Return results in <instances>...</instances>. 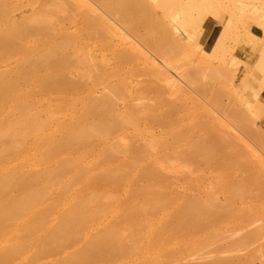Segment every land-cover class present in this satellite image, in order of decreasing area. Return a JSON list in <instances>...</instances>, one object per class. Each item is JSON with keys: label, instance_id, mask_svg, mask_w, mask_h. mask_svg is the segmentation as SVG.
<instances>
[{"label": "rangeland", "instance_id": "374dc122", "mask_svg": "<svg viewBox=\"0 0 264 264\" xmlns=\"http://www.w3.org/2000/svg\"><path fill=\"white\" fill-rule=\"evenodd\" d=\"M3 1L4 0H2V2ZM9 1L10 0H7V2L4 3L6 5L3 3L0 5V30H5L7 27H9V30H5L7 33V31H12V27L14 26L15 28L17 27L16 31L18 32L15 34L16 31L14 30L15 32L13 33L15 35H13V39L8 34L6 35L9 37L6 38L4 33L5 31H1L4 35H2L0 32V36H2L0 37V45H2L4 38H6L5 41L7 40V44L3 42V46H0V55L2 49V53L4 54L7 51L5 48H8V50L11 48L8 54L6 53L0 56V71L2 70L1 72H7L9 70V74V72H12L11 69H17L18 72L16 73H18V76L16 73L14 75L16 79L18 77V79L15 80V86L17 89L25 88L24 85L27 84L25 79L26 76L29 77V75H33V77H35L37 75L39 76V74L41 75L42 73H45L43 77L41 76L44 80H41L40 76V78L36 77L37 79L35 82L38 81V87L36 86L37 83L32 82L33 77H29L27 79H30L29 82L36 84L34 85L36 88L32 90V93H34H31V97L28 99L29 104H32L31 106H33L31 107L29 105L32 111L36 112L38 110V112H42L41 114L44 113L43 116H45L51 110L62 112V115H57L53 122L48 124L47 131L53 129L55 130L59 122L61 124H65V126H71L73 124L77 126L81 125V122H83L85 119L87 124H90V122L98 123L96 121H99L100 119L101 121L105 120L107 124L110 125L107 127V129L116 128L115 131L114 129H106V133H108V131L109 133L112 132L110 136H108L109 133L106 134L105 137L93 135L90 137L89 141L86 140L87 142L73 141L70 145L68 144L65 147L63 146V148L61 147L62 149L55 148L57 151L54 149L55 152L53 155L56 156L57 160L63 161L67 160L69 156L73 154H83L87 152V155H84V159L80 161V166L78 168H81L86 163L87 165L85 164V168H82L87 169V171H91L96 176H98V179L100 180L98 183L99 190L101 192L104 191V193H109L110 195L113 194L118 198V200L117 202H110L106 197H102L100 202L105 210H103L104 213L103 211L101 213L99 212V217L96 215L97 217H95V219L91 218L92 220H87L82 225L83 227L81 226L80 229L78 228L73 232L72 237L63 240L55 247L51 248L43 246L40 242V237L44 236L48 230L57 225L59 214L67 209V206L64 205L61 200L65 193L64 183L70 178L72 174L75 173L74 169L67 167L68 170L66 169V171L63 173L59 172L62 173V175L55 180V188L52 191V195H49L51 197H49L50 199L48 200V204L51 205L50 207L48 206V209L46 208L44 211L41 226L33 232L22 233L21 247L17 251L11 252L8 241L5 240L4 237L7 232L16 227L17 221H10L4 225L2 224L3 226L0 227V229L3 230V232L2 230L0 232V264H130L132 262L130 260H134L138 255L136 251L139 250V247L141 248V246H146L148 239L145 237L144 239L141 234L136 233L135 236L138 237V234L142 237V239L141 237H138L139 239L136 238L137 240H135L134 234L131 237L132 233L129 231H124V235L126 234L128 236L125 235L127 239L123 240H126V242H124L125 244L123 243V247L129 248V252H126L121 247L118 249L115 248L117 253L113 252L115 249L112 250L113 254L110 253L108 255L109 257L106 256L107 258L104 257L99 260L85 259V261H71L68 263L65 261L69 256L80 252L88 243L89 237L101 232L100 230H102L106 222H112L114 226L118 228L117 230L120 229L123 232V230H125L128 225V220L125 218L127 217V214L123 210L126 207V199L131 198V196L133 198L134 196L137 197V199H133H136L137 201L141 200L142 198L139 194H134V190H137L135 186L142 189L144 187L143 185L146 184L145 181L147 179V181L155 179V181L152 180L153 183H157L158 185L160 182L158 187L161 185L160 188H157V193L155 192L156 189L149 190L147 192V197L149 196V198H158L163 196L162 198L164 201L162 198H158L159 200L163 201V204H160L159 201V206L158 204H156L157 207L155 205H153L155 206L153 208L150 206L151 209H148L147 212H145L146 214L144 213V215H142L143 219H152V221L146 222L149 223V225L156 227L157 224H159L158 222L163 217H168L166 220L167 223L164 222L162 226L164 227L166 224L165 226L168 227L169 225V228H161L163 231L159 233L161 235L163 232H165L166 235H164V233L161 236L158 234L159 237L157 236L156 240L157 238L164 236V239H166L168 237L167 235H169V237L166 240L161 238L159 243L155 241L159 245L161 242L164 243L162 244V246H164L160 248H163V250L166 249L165 252H163L165 257L161 256L160 258L162 262L161 264H190L189 261H191L192 264H264V0H146V6L142 7H147V9L142 10L140 8L142 12L144 11V14L139 9L140 13H142L141 15L139 11H137L138 8L134 7L136 1L138 3L137 5L142 4L141 2H138V0H125L127 2L123 0H117L116 2L119 1L118 3H115V0H108V2L107 0L106 2L103 0V3L102 0H65L66 2H63V0H61V2L60 0ZM48 1L49 6L47 7V4L45 5V3ZM143 1L144 0H142V2ZM120 2L122 4L123 2L125 3L123 5H119ZM129 2L132 4V6ZM133 2L135 3L134 5ZM241 2L245 3L243 4ZM62 3L67 5L65 6ZM110 3L113 4L110 5ZM144 3L145 1L142 5H144ZM150 3L154 5H151ZM51 4L52 6H50ZM114 4H116V7ZM125 4L130 5L131 8L126 7L127 5ZM105 5H110L107 7L110 9V11ZM53 6H55V8ZM60 6H62V8H60L61 10H63L65 7L63 12L60 11V9L57 10V7ZM120 6H123V8L121 7V9ZM153 6H155L154 9L152 8ZM252 6L253 8L251 9ZM117 7H119L124 13L126 12L125 14H127V16L120 15L124 13L118 11L117 9L119 8ZM132 7L137 9L135 10V13H132L134 12ZM8 8H10L9 11ZM127 8L129 11H131V13L126 11ZM149 8H151L153 11V19L154 17L156 18L159 16L162 18L160 19L159 17L156 19L158 20L156 22V28L161 26L159 28L161 32H159L160 30L158 31V29L154 28L156 24L154 25L153 30L148 29L150 27L148 24L154 23L153 21L155 20L154 19L152 21V19H150L151 12H149ZM39 9H41L40 12ZM111 9L113 10L111 11ZM245 9H248V11ZM45 10L47 12H45ZM30 11L31 13H29ZM48 11L51 13H48ZM115 11L118 12L115 13ZM154 12L156 14L155 16ZM136 13L139 14L136 15ZM44 14L47 15V17ZM134 14L138 17L140 16L138 21L136 20L137 17H135ZM129 15H131L132 20L130 17H128ZM39 16L42 17V19ZM49 16L50 20L52 19V24L55 22L53 25H50L51 22L48 20ZM143 16L149 17H147V20L145 21L146 18L144 19ZM21 17H26V20L25 18L23 20ZM38 17L41 20V24L38 23L39 25L37 24L39 20ZM43 18H45L46 21H44ZM134 18L136 19L134 20ZM148 18L152 22H150ZM9 19L12 20V22H9ZM141 19L143 21L142 23L140 22ZM163 19L165 21H163ZM87 20H89V22L91 20L90 24H88ZM93 20L96 22V24L94 22L92 23ZM27 21L30 23L35 21L33 24L36 27L30 26L32 23L30 24ZM147 21H149V23L146 25ZM159 21H162V23ZM48 22H50L48 24L50 28L47 25ZM8 23L11 25H8ZM20 23H23L21 24L23 26H21ZM12 24L14 25L12 26ZM161 24H165V27H167L164 28V26ZM78 26H81V29H79ZM93 26L97 29H94ZM145 26L147 27L145 28ZM14 27L13 29H15ZM48 28L52 29V31L48 30ZM86 28L87 31L90 32L93 29V34L87 32ZM162 28L163 30L167 31H163ZM169 28L170 30L173 29L170 31L171 33L168 30ZM43 30L45 32L44 34ZM156 30L157 33L155 32L154 35L153 31ZM151 31L153 32L152 34L156 36V38L149 37V35H151ZM19 32H21L22 35L21 33L18 34ZM48 32L51 34L50 36ZM164 33L166 34L165 38H167L162 39L159 44V39L161 40L160 36L162 35L164 38ZM64 36H67V41ZM148 38L150 40L152 39L159 46H157L152 40H148ZM43 39L47 40L44 41ZM59 39L66 42L69 41L70 43L63 41L60 42ZM69 39L73 40L71 41ZM163 40L165 41L163 42ZM168 40H171V43ZM50 42L53 44L60 43L62 46L63 44L61 43H64L65 47H62L64 48L62 49L63 51L60 49V46L56 47L62 52L57 51L56 48H52L53 45H51ZM13 43L14 45H12ZM164 43L168 44L165 45ZM58 44H56V46H58ZM68 44L69 46H66ZM19 46L21 47L19 48ZM45 46L46 50L49 47L52 48V51H50L51 49L49 50L50 55H57L56 58L51 56V59L49 56L50 60H47V55L49 53L45 54V52L48 50H42L45 49ZM79 46H82L83 50H80L81 47L78 48ZM13 47L14 49H12ZM23 49L27 51L25 53H31L30 55L32 58L30 57V59H34V61L35 57L40 55L37 54V52L42 50L41 53L43 52V54L46 55V59L43 57V59L46 60H44V63H46L44 64L43 62L39 61L41 59L40 55L39 57L37 56V59L39 58L38 66L41 68H38L37 60L34 62L36 65L30 61L32 62V65L30 63L29 66L27 56L30 55H26ZM85 49L87 51L90 49L89 53L86 52ZM10 51L12 56L9 54ZM84 55H88L87 57L92 55L93 57L91 56L89 57L90 59L87 58L86 60L83 58ZM123 55H126V61H124L125 59H123ZM6 56L11 57L7 58ZM5 57L7 59H5ZM20 57L21 59L27 57L26 61L23 59L26 63H23V60L21 61L23 63L22 66L25 68H22L19 63ZM60 57H65L66 59H61ZM81 57L83 60H86V62H81ZM116 57L119 58L117 59ZM129 58L132 60L129 61ZM106 59L107 62L104 61ZM88 60L91 62H87ZM52 61L57 62L56 64L59 65H56L54 62L53 64ZM121 62L125 63L121 64ZM167 62L169 64H167ZM41 63L44 64L43 67ZM49 66L54 67L51 68ZM176 66L178 70L176 69ZM29 67L33 70H30ZM15 69H13V71H15ZM57 69L59 70L57 71ZM50 70L51 72H48V74L50 73V76L54 75V81H51L52 77L48 75L47 76L48 78L50 77V79L46 80V71ZM226 70L229 71L227 72ZM28 71L32 73L29 74L30 72ZM221 71L224 73L227 72V74H224ZM51 73L53 75H51ZM22 76L23 78H21ZM55 76L59 78L56 79ZM188 78H190V80ZM23 79L26 81V83H24ZM55 80H59L61 84ZM120 80L123 84L120 82ZM107 84H109L110 87ZM121 84L124 88L120 87ZM65 87L68 89L66 90ZM105 87H108L109 89ZM112 87L114 89L110 91ZM37 89L38 91L35 92L34 90ZM118 90L122 91L119 93ZM113 91L115 92L113 96L110 95L112 97L111 99L109 98V95L108 97L106 96L105 93L108 94V92H110V94H112ZM103 93L104 95H102ZM144 96L148 98V101ZM39 98L41 99L38 100ZM150 98L151 100H149ZM78 99L79 102H77ZM141 99L142 101L146 100V102H142ZM107 100L109 103H107ZM33 101L35 102V105L33 104ZM73 101L74 103H71ZM95 101L99 102L98 104H101L102 107H104L106 104L110 105L112 101L114 104H117V106L115 105V108V106H113L114 104L111 103L113 108H108L109 106L104 107L106 110L108 108L109 111H112L107 112L104 108L99 109V105L94 108V106L97 105ZM89 102L92 103V106ZM73 105L74 108L68 110L73 107ZM146 105L147 107H145ZM149 106V109H151L150 111L147 109ZM92 108L99 109V112L97 110H92ZM143 108L145 109L143 110ZM43 109L47 110L43 112ZM87 109L92 110L91 112L89 111V115L86 113L88 111ZM102 109V114L104 113V117H101L102 114H100ZM114 111L115 113H113ZM123 112L125 117H123L124 114L122 115ZM116 113L118 114L119 118H115V115L117 116ZM242 113H244V116L246 117L241 116L243 115ZM109 114L111 116L113 114L112 117H114L117 122H114ZM133 114L135 116H133ZM78 115L81 119L78 118ZM126 115L130 120L132 119L131 121L135 124L131 123L129 119L128 121L126 120V123L124 121L126 119ZM137 115L138 117H136ZM81 116H87L88 118L86 117L84 119V117L82 118ZM120 117L125 119L122 120ZM250 117L251 119H247ZM106 118L109 120V122L106 120ZM69 119L70 121H68ZM135 120H138L139 123H136L138 121ZM129 121L130 124L128 125ZM111 123L115 124L116 127L114 125L111 126ZM131 124H133V126H131ZM244 127L246 128L244 129ZM63 132H59V136L65 134V131ZM148 137L150 139V143L152 139L157 138L154 141L157 140L158 142H153L155 145H157H150L153 147V149L148 146ZM173 138L177 140V143L175 140H173ZM118 139H122V141H119ZM163 139H165L167 142ZM2 141V143L8 142L7 140ZM128 141H130V143ZM112 142L115 146V142H121V144L118 143V146H121L120 149L125 147V150L121 149V151H118L119 153H114V151L110 150V154L108 153V149H105L106 151L108 150V152L101 151L104 147H108L109 143L113 145ZM216 142L218 143L216 144ZM144 143L149 147V149L148 147L146 148V146H144ZM170 143L171 145H169ZM206 145H208V147ZM27 148L32 149H29V152L32 153L33 156V165L25 163L20 156H13L9 160L11 165L21 166L19 173H21V175L22 173L25 174L24 176H26L27 173L31 174L32 172H35L34 174H36L38 171H42L46 165V163L44 165V162L38 163V160L36 159L38 156L36 151H34L33 147L31 146V142L27 144ZM122 150L127 152L123 153ZM144 151H146V154ZM209 151L211 152L209 153ZM106 153L109 155L107 154L108 156H106ZM102 154L105 157L102 156ZM131 155L134 157H131ZM34 159L37 161L35 162ZM128 160L131 161L128 162ZM234 160L236 163H233ZM167 161L169 162L167 163ZM122 162L124 164L128 162V164L126 163L127 165H124ZM120 163H122L123 168L119 166L121 165ZM150 164L152 169L150 168ZM104 165L109 167L108 169L112 172H114L113 170H115V172L119 171L118 176L116 177L112 173L108 174L105 171L103 173V170L105 169ZM147 165L150 169L146 167ZM47 166L49 165L47 164L45 169ZM117 166H119V168ZM153 167L155 168V173L153 172ZM65 168L62 169L65 170ZM223 168L225 169L223 170ZM145 169H149L153 173L146 172ZM140 173H145L146 176L145 174L141 175ZM148 173L150 176H147L149 175ZM100 174H102L103 178ZM112 175H114V177H112ZM156 176H158V179ZM106 177L108 178L105 179ZM103 179H105V182ZM129 186L132 188V194L130 193V195L127 194ZM14 187L18 188L16 186ZM91 187L92 190L97 188V186H95L96 188H93V185ZM11 188L12 191L16 193L17 189H13V186H10V189ZM10 189L9 191L11 195L14 192H11ZM74 189L75 188H72V190L68 191L67 194H72ZM126 195L129 196V198L126 197ZM164 197L166 198L164 199ZM166 200L170 201L166 202ZM113 203L114 205L116 204L119 206V209L117 210L118 212H114L113 209L110 208L113 206ZM186 203L191 205L193 204L192 206H194V209H190L191 211L189 209L187 210V208L184 209L185 207H189V205ZM183 205L184 207L182 208ZM180 207L184 209L183 213L182 211H179L182 210ZM188 211L195 212L191 213L194 217L196 216V211L197 215H199L202 211L204 213L202 212L201 216L199 215L201 220L198 218L199 216L197 218H193L191 214L189 217L185 218L186 220L183 219L184 221L180 219L185 215L184 213ZM175 212H180L184 215L175 217L173 215H178ZM170 216L173 217L174 221L172 218H170ZM190 217H192L194 220L199 219L195 222L198 226H195L194 222L189 224L187 228L183 225L184 223L186 224L187 222H192L187 220H190ZM177 218L182 220V222L177 223ZM173 222L176 223V227L179 226L177 231L175 226V231L173 229ZM194 226L195 229L193 230ZM171 229H173V231H171ZM182 229H185L183 230V233ZM179 230L180 233L178 232ZM126 232L129 233L127 234ZM184 233H188L190 236L186 237V234ZM176 235L181 240L177 239ZM173 236H175V240L177 239L180 241L175 243V240L173 241ZM189 238L192 239V241ZM162 239L166 241V243L170 240V243L168 242V244H166L165 242L161 241ZM184 239L187 241L185 242ZM189 241L193 242L190 246L187 244ZM182 243H184V246ZM194 243L196 244L194 245ZM172 244H175V246ZM179 244L182 245L183 248L186 247V245L188 247L183 250L181 246L179 248ZM176 246L178 247L177 249ZM168 247L169 250L171 249L170 253H168ZM119 249H121L122 253ZM195 249L199 251H195ZM131 250L134 251V254ZM178 251H181V254ZM179 254L180 258L178 257ZM209 254L212 256H209ZM181 255H185V257ZM169 257H173L172 260L171 258L169 259ZM143 259H138L136 261L137 264L139 260V264H157L159 261V259L158 261H152V259ZM216 259H218V261ZM208 260L211 261L209 262ZM132 263L135 264V260Z\"/></svg>", "mask_w": 264, "mask_h": 264}, {"label": "bare ground", "instance_id": "6f19581e", "mask_svg": "<svg viewBox=\"0 0 264 264\" xmlns=\"http://www.w3.org/2000/svg\"><path fill=\"white\" fill-rule=\"evenodd\" d=\"M11 1V0H10ZM9 1V2H10ZM31 1V0H30ZM29 1V2H30ZM36 1V0H35ZM47 1V0H46ZM101 1V0H100ZM117 0H115V3H118V2H116ZM123 1H125V0H123ZM145 1V3H144V5H142L143 4V2ZM143 2H142V0H138V2H141L140 4L141 5H137L138 3H137V1H136V4L133 2V5H134V7H136V8H138V10L136 9V8H134V7H132L133 8V11L134 12H132V13H135V10H137V11H139V9L141 8L142 10H144V9H147V7L146 8H143L142 6H146L145 4L147 3L146 2V0H144ZM150 1V0H149ZM238 1V0H237ZM236 1V2H237ZM5 2H7V0H4L3 2H2V0H0V5H2L1 3H5ZM11 2H13V1H11ZM38 2V1H37ZM36 2V3H37ZM43 2V1H42ZM60 2H61V0H60ZM63 2H66L65 0H63ZM105 2H106V0H105ZM107 2H108V0H107ZM110 2H112V1H110ZM122 2V1H121ZM119 3V5L121 4V5H123L125 2H127V1H125V2H123V4L122 3ZM152 2V1H151ZM48 3H49V1L48 2H46L45 3V5L47 4V7L49 6L48 5ZM102 3H103V0H102ZM130 3V2H129ZM225 3V2H224ZM227 3V2H226ZM238 3V2H237ZM240 3V2H239ZM241 3H243V2H241ZM245 3V2H244ZM243 3V4H244ZM62 4H64V3H62ZM106 4V3H105ZM111 4H113V3H110V5ZM131 4V3H130ZM151 4V3H150ZM172 4H174V3H172ZM4 5H6V4H4ZM10 5V4H9ZM11 5H12V3H11ZM33 5V4H32ZM54 5V4H53ZM61 5V4H60ZM65 6L67 5V4H64ZM110 5H105L106 6V8L107 7H109ZM115 5V7H116V4H114ZM125 5H127L126 7H129V8H131L130 7V5H128V4H125ZM137 5V6H136ZM151 5H154V4H151ZM44 6V5H43ZM50 6H52V4L50 5ZM57 6H58V3H57ZM63 6V5H62ZM62 6H60V7H57L58 9L57 10H59L60 8H62ZM131 6H132V4H131ZM138 6H141V7H138ZM255 6V5H254ZM47 7H46V9H47ZM54 8H55V6H53ZM123 8V6H120V8ZM154 7L155 6H153L152 8L154 9ZM7 8V7H6ZM5 8V9H6ZM17 8V7H16ZM111 8V7H110ZM117 8H119V7H117ZM116 8V9H117ZM117 9L118 11H120V12H123L121 9ZM174 8V7H173ZM253 8V6L251 7V9ZM41 9H43V8H41ZM41 9H39V12H40V10ZM45 9V8H44ZM65 9V7L63 8V10ZM107 9H109V8H107ZM116 9H114V10H116ZM140 9V11L142 12V10ZM10 10V8H8V11ZM17 10V9H16ZM48 10H49V8H48ZM55 10V9H54ZM56 10V11H57ZM63 10H61L60 9V11H62L63 12ZM93 10V9H92ZM113 9H111V11H112ZM132 10V9H131ZM149 12H151L150 13V19H152V21L154 22V23H151V24H148V26L150 25V27L148 28V29H158V31L160 30L159 28L161 27V26H159L158 28H156L157 27V24H156V22L158 21V20H156L157 18H159V17H154V19H153V11L151 10V8H149ZM241 10V9H240ZM244 10V9H243ZM246 10V9H245ZM254 10H255V8H254ZM258 10V9H257ZM1 11V10H0ZM15 11V10H14ZM38 11V10H37ZM109 11H110V9H109ZM118 11H115V13L116 12H118ZM126 11H129V9L127 8L126 9ZM140 11H139V13H140ZM156 11V10H155ZM175 11V10H174ZM246 11H248V9L246 10ZM45 12H47L46 10H45ZM54 12V11H53ZM88 12V11H87ZM130 13H131V11H129ZM128 12V13H129ZM144 12V11H143ZM142 12V13H143ZM147 12V11H146ZM145 12V13H146ZM148 12V13H149ZM171 12V11H170ZM172 12H173V10H172ZM245 12V11H244ZM251 12V11H250ZM6 13V12H5ZM29 13H31V11L29 12ZM32 13H33V11H32ZM36 13V12H35ZM48 13H51V12H49L48 11ZM124 13V12H123ZM126 13V12H125ZM120 14V15H125V16H127V14ZM139 13H136V15L137 14H139ZM142 13H140V15L142 14ZM260 13V12H259ZM263 13H264V11H263ZM262 13V14H263ZM9 14V13H8ZM23 14V13H22ZM34 14V13H33ZM38 14V13H37ZM144 14V13H143ZM176 14V13H175ZM252 14H253V11H252ZM257 14H258V12H257ZM4 15V14H3ZM26 15V14H25ZM40 15V14H39ZM45 15V14H44ZM135 14H134V16L135 17H137V19L136 18H134V20L136 19L137 21H138V19H139V17L138 16H136ZM147 15V14H146ZM146 15H144V16H146ZM149 15V14H148ZM156 14H155V12H154V16H155ZM9 16V15H8ZM24 16V15H23ZM33 16V15H32ZM46 17H47V15H45ZM87 16H89V15H87ZM91 16V15H90ZM143 16V17H144ZM158 16V15H157ZM258 16V15H257ZM261 16V15H260ZM4 17V16H3ZM31 17V16H30ZM34 17V16H33ZM40 17V16H39ZM38 17V18H39ZM45 17V18H46ZM98 17V16H97ZM100 17V16H99ZM124 17V16H123ZM128 17H130V19L132 20V18H131V15H129ZM147 17H149V16H147ZM147 17H144V19H145V21L147 20ZM152 17V18H151ZM165 17V16H164ZM253 17H255V16H253ZM259 17V16H258ZM8 18V17H7ZM21 18H23V17H21ZM25 18V20H26V17H24ZM24 18H23V20H24ZM41 19H42V17H40ZM40 18H39V20H40ZM45 18H43L44 19V21H46V19ZM127 18V17H126ZM11 19V18H10ZM9 19V20H10ZM31 19V18H30ZM85 19H87V18H85ZM84 19V20H85ZM89 19V18H88ZM149 19V18H148ZM149 19V20H150ZM160 19H162L161 17H160ZM22 20V19H21ZM22 20V21H23ZM28 20V19H27ZM38 20V19H37ZM38 20V22H37V24L38 23H40L41 24V20L39 21ZM48 20H50V16H49V19ZM103 20V19H102ZM234 20V19H233ZM30 21V20H29ZM83 21V20H82ZM86 21V20H85ZM88 21V24H90V22H91V20H90V22H89V20H87ZM140 21V20H139ZM151 20H150V22H152ZM163 21H165L164 19H163ZM9 22H12V20H10ZM25 22V21H24ZM28 22V21H27ZM43 22V21H42ZM50 22H51V24L50 25H53L52 24V19L50 20ZM50 22H48L47 23V25L50 23ZM94 22V20L92 21V23ZM124 22H125V20H124ZM129 22V21H128ZM141 23L143 22L142 21V19H141V21H140ZM160 22V21H159ZM158 22V23H159ZM3 23H5V22H3ZM2 23V24H3ZM28 23H30V22H28ZM32 23V22H31ZM30 23V24H31ZM33 23H35V21H33ZM32 23V24H33ZM82 23V22H81ZM95 24H96V22H94ZM126 23V22H125ZM132 23V22H131ZM147 23H149V21H147L146 22V25H147ZM160 23H162V21L160 22ZM165 23H167V22H165ZM16 24V23H15ZM21 24H23V23H20V25ZM25 24V23H24ZM30 25V26H33V27H36L34 24L33 25ZM128 24V23H127ZM139 24V23H138ZM156 24V25H155ZM259 24H261V23H259ZM262 24H263V20H262ZM7 25V24H6ZM8 25H11V24H9L8 23ZM14 24H12V26H13ZM39 25V24H38ZM82 25V24H81ZM141 25V24H140ZM154 25H155V27H154ZM161 25H163L164 26V28H166L165 27V24H161ZM1 26V25H0ZM21 26H23V25H21ZM49 26V25H48ZM110 26V25H109ZM128 26V25H127ZM137 26V25H136ZM142 26V25H141ZM151 26H152V28H151ZM263 26V25H262ZM4 27V26H3ZM3 27H2V29H3ZM14 27V26H13ZM13 27H12V31H7V33H6V29H8L9 27H7L5 30H0V32L1 31H5L4 33H5V37L6 38H8L9 36L12 38H14V36L13 35H15L18 31H16L17 29V27L15 28V29H13ZM25 27V26H24ZM27 27H29V26H27ZM46 27V26H45ZM44 27V28H45ZM79 27V26H78ZM81 27V26H80ZM79 27V29H81ZM94 27V26H93ZM129 27V26H128ZM134 27V26H133ZM147 26H145V28H146ZM154 27V28H153ZM169 27V26H168ZM19 28V27H18ZM32 28V27H31ZM42 28H43V26H42ZM49 28H50V26H49ZM48 28V30H50V31H52V29H49ZM56 28V27H55ZM90 28H91V26H90ZM89 28V29H90ZM96 27H94V29H95ZM135 28V27H134ZM145 28H143V29H145ZM29 29V28H28ZM28 29H26V30H28ZM85 29V28H84ZM97 29V28H96ZM139 29V28H138ZM9 30V29H8ZM16 32H15V31ZM20 30V29H19ZM23 30V29H22ZM47 30V29H46ZM68 30V29H67ZM93 30V29H92ZM92 30H91V32L90 31H87V28H86V31L87 32H90V33H92L93 34V32H92ZM140 30V29H139ZM162 30H163V28H162ZM169 30V32L171 31V30H173V29H171L170 30V28L168 29ZM42 31V30H41ZM86 31H84V32H86ZM146 31V30H145ZM163 31H167V30H163ZM13 32H15V34L13 33ZM97 32V31H96ZM154 32V35H155V32L157 33V30L156 31H153ZM152 31L150 32L151 33V35L153 36H151V35H149V37H151V38H156V36H154L152 33H153ZM159 32H161V30L159 31ZM2 33V32H1ZM21 32H19L18 34H20ZM45 32H44V30H43V34H44ZM47 33V32H46ZM49 33V32H48ZM61 33H63V32H61ZM67 33V32H66ZM83 33V32H82ZM148 33V32H147ZM149 33V34H150ZM168 33V32H167ZM171 33V32H170ZM6 34H8L9 36H7ZM86 34H88V33H86ZM96 34V33H95ZM159 34V33H158ZM163 34V33H162ZM1 35V34H0ZM2 35H4L3 33H2ZM21 35H22V33H21ZM48 35V34H47ZM51 34L49 33V36H50ZM58 35V34H57ZM64 35V34H63ZM140 35V34H139ZM145 35V34H144ZM148 35V34H147ZM160 35V34H159ZM264 35V34H263ZM48 36V37H49ZM55 36H56V34H55ZM94 36V35H93ZM142 36V35H141ZM165 36H166V34L164 33V38L162 37V35L160 36L161 37V40L159 39V44H160V42L162 41V39H166L165 38ZM0 37H2V36H0ZM4 37V36H3ZM19 37V36H18ZM23 37V36H22ZM22 37H20V38H22ZM47 37V38H48ZM52 37V36H51ZM50 37V38H51ZM65 37V36H64ZM67 37V36H66ZM66 37H65V39H66ZM92 37V36H91ZM6 38H4V41L3 42H5L6 44H7V40L5 41V39ZM12 38V39H13ZM49 38V39H50ZM96 38V37H95ZM142 38V37H141ZM171 38V37H170ZM10 39V38H9ZM19 39V38H18ZM147 39V38H146ZM145 39V40H146ZM44 40V39H43ZM43 40H42V42H43ZM45 40H47V39H45ZM44 40V41H45ZM60 40V39H59ZM69 40H73V39H69ZM76 40V39H75ZM148 40H150L149 38H148ZM147 40V41H148ZM152 40V39H151ZM150 40V41H151ZM155 40V39H154ZM49 41V40H48ZM66 42L67 41V39H66V41H64V40H60V42ZM150 41H148V42H150ZM153 41V40H152ZM157 41V40H156ZM165 40H163V42H164ZM167 41V40H166ZM169 41V40H168ZM171 41V40H170ZM169 41V42H170ZM174 41V40H173ZM3 42H2V45H0V46H3ZM10 42V41H9ZM47 42V41H46ZM51 42H52V40H51ZM50 42V44L51 45H53V49L54 48H56V47H59L60 46V49L62 50V49H64V48H62V47H65L64 45V43H61V44H63V46L62 45H60V43L58 44V43H51ZM57 42V41H56ZM69 42V41H68ZM68 42H66V43H68ZM104 42V41H103ZM154 42V41H153ZM168 42V43H169ZM4 43V44H5ZM70 43V42H69ZM152 43V42H151ZM155 43V42H154ZM153 43V44H154ZM166 43V42H165ZM164 43V44H165ZM167 43V44H168ZM171 43V42H170ZM181 43V42H180ZM44 44V43H43ZM56 44H58V46H56ZM75 44V43H74ZM100 44H102V43H100ZM157 46H159L157 43H155ZM163 44V45H164ZM167 44H165V45H167ZM9 45V44H8ZM12 45H14V43L12 44ZM11 45V46H12ZM38 45H40V44H38ZM45 45V44H44ZM162 45V44H161ZM17 46V45H16ZM22 46V45H21ZM21 46H19V48L21 47ZM66 46H69V44L68 45H66ZM76 46V45H75ZM75 46H74V48H75ZM106 46H108V45H106ZM156 46V47H157ZM172 46V45H171ZM177 46V45H176ZM10 47V46H9ZM15 47V46H14ZM14 47L12 48V49H14ZM82 49H81V48ZM122 47V46H121ZM162 47V46H161ZM170 47V46H169ZM1 48V47H0ZM16 48H18V47H16ZM37 48V47H36ZM43 48V47H42ZM52 48H47V50H46V46H45V49H42V50H46L47 52H45V54H48L47 56H48V58H49V56H50V58H51V56L52 55H50V52H49V50L50 51H52ZM73 48V47H72ZM78 48H80V50H83V47L82 46H79ZM78 48H76V49H78ZM85 48V47H84ZM104 48V47H103ZM109 48H110V45H109ZM158 48V47H157ZM7 51L4 53V54H8V52H9V50L11 49V48H9V50H8V48H5ZM39 49V48H38ZM57 49V48H56ZM58 50L57 49V51H61V50ZM66 49V48H65ZM88 49V48H87ZM20 50H22V49H20ZM24 50V49H23ZM42 50H39L40 52H37V54H40V55H37L38 57L40 56V62H43L44 63V60L46 59V55H44L43 54V52L41 53V51ZM86 50V49H85ZM162 50V49H161ZM2 52H3V49L1 50ZM56 51V50H55ZM63 51V50H62ZM61 51V52H62ZM89 51H90V49H89ZM89 51H87L86 50V52H88L89 53ZM108 51V50H107ZM113 51V50H112ZM121 51V50H120ZM172 51V50H171ZM171 51H170V53H171ZM1 52V55L3 54ZM25 52H27L26 50H24V53ZM33 52V51H32ZM61 52H59V53H61ZM78 52V51H77ZM83 52H85V51H83ZM63 53H65V52H63ZM123 53V52H122ZM3 54V55H4ZM9 54H11V51H10V53ZM21 54V53H20ZM26 55H30L31 53L30 52H28V53H25ZM24 54V55H25ZM44 56H43V55ZM68 54V53H67ZM85 54H87V53H85ZM114 54V53H113ZM0 55V56H1ZM65 55V54H64ZM63 55V56H64ZM174 55V54H173ZM180 55V54H179ZM11 56H12V54H11ZM11 56H8V57H11ZM17 56V55H16ZM23 56V55H22ZM35 56V55H34ZM33 56V57H34ZM37 56L35 57V61L37 60V66H38V64H39V61H38V59H37ZM56 56L57 55H53L52 57L54 58H56ZM66 56V55H65ZM88 55H84V57L83 58H85L86 60H87V58H89V57H91L92 55H90L89 57H87ZM4 57V56H3ZM7 57V56H6ZM5 57V59H7ZM19 57V56H18ZM24 57V56H23ZM29 58V60H28V58ZM27 57H25V58H22L21 59V57H20V65L22 66L23 65V63H26V62H24V60L26 61V58H27V61L29 62V66H30V63H31V65H32V62L34 63L35 61H34V59H30V57L32 58V56L30 55V56H27ZM43 57L45 58V59H43ZM58 57H59V55H58ZM67 57V56H66ZM93 57V56H92ZM102 57V56H101ZM125 57V58H124ZM130 57V56H129ZM47 58V60H50V58L48 59ZM61 59H66L65 57H60ZM59 58V59H60ZM82 58V57H81ZM83 58L82 59H80L81 60V62H83V61H85L86 62V60H83ZM117 58V57H116ZM119 58V57H118ZM117 58V59H118ZM120 58H121V56H120ZM24 59V60H23ZM42 59H43V61H42ZM52 59V58H51ZM90 59V58H89ZM94 59V58H93ZM122 59V58H121ZM123 59H125L124 61H126V59H127V57H126V55L124 56L123 55ZM3 60V59H2ZM15 60V59H14ZM17 60V59H16ZM23 60V61H22ZM58 60V59H57ZM79 60V61H80ZM92 60V59H91ZM101 60V59H100ZM132 59H130L129 58V61H131ZM170 60V59H169ZM173 60V59H172ZM18 61V60H17ZM23 63H22V62ZM30 61H32V62H30ZM46 61V60H45ZM63 61V60H62ZM90 60H88L87 62H89ZM103 61V60H102ZM104 61H106L107 62V59L106 60H104ZM103 61V62H104ZM118 61V60H117ZM119 61H120V59H119ZM123 61V60H122ZM128 61V60H127ZM49 62V61H48ZM47 62V63H48ZM54 61H52V63H53ZM91 62V61H90ZM19 63H18V68H19ZM22 63V64H21ZM46 63V62H45ZM44 63V64H45ZM50 63V62H49ZM55 64L57 63V62H54ZM53 63V64H54ZM60 63V62H59ZM122 63H125V62H121V64ZM44 64H42L41 63V65H42V67L44 66ZM167 64H169L168 62H167ZM34 65H36V63H34ZM34 65H33V67H34ZM56 65H59V64H56ZM116 65H118V64H116ZM13 66V65H12ZM11 66V67H12ZM37 66H35V67H37ZM48 66V65H47ZM64 66V65H63ZM10 67V68H11ZM45 67H46V65H45ZM49 67H51V66H49ZM54 67V66H53ZM53 67H51V68H53ZM220 67V66H219ZM13 68V67H12ZM22 68H25V67H23L22 66ZM27 68V67H26ZM31 68H32V66H31ZM38 68L40 69L41 67H39L38 66ZM59 68H61V67H59ZM180 68V67H179ZM222 68V67H221ZM13 69H15V68H13ZM13 69H11L12 70V72L10 73L9 72V74H8V71L6 72V71H3V72H1L0 71V227L1 226H3L5 223H7V222H10V221H17V225H16V227L15 228H13L11 231H9V232H7L5 235H4V237H5V240H7L8 241V244H9V248H10V250H11V252H15V251H17L20 247H21V237H22V233H24V232H33V231H35V230H37L40 226H41V224H42V218H43V214H44V211L46 210V208L48 209V206L50 207V205L51 204H48V200L50 199L49 197H51V196H49L50 194L52 195V191H53V189L55 188V180L58 178V177H60L61 175H62V173L64 172V171H66V169H67V167L68 168H70V169H74L75 170V173L74 174H72L71 176H70V178L68 179V180H66L65 181V186H64V191H65V193H64V195L62 196V203L64 204V205H66L67 206V209H65L64 211H62L60 214H59V216H58V223H57V225L55 226V227H53V228H51L50 230H48V232L44 235V236H42V237H40V242L42 243V245L43 246H45V247H55L56 245H58V244H60L63 240H66V239H69L70 237H72V235H73V232L76 230V229H80L81 228V226L87 221V220H89V219H95V217H97L96 215H98V213L100 212H102L103 210H104V208H103V206H102V204H101V202H100V199L102 198V197H106L107 199H109V201L110 202H117V200H118V198L117 197H115L113 194H109V193H104V191H100L99 190V186H98V183L100 182V180L98 179V176H96L93 172H91V171H87V169H84L85 167L84 166H86L85 164H84V166H82V167H84V168H78L79 166H80V161L82 160V159H84V155L87 153V152H85V153H83V154H73V155H71V156H69V158L67 159V160H63V161H60V160H57V158H56V156H54L53 154H54V152L55 151H57L56 149L57 148H60V149H62L63 148V146L65 147V146H67L68 144L70 145L73 141H75V142H79V141H86V140H88L89 141V139H90V137L91 136H93V135H99L100 137H102V136H106V134H108L109 133V131H108V133H106L107 132V130L109 129H112V128H108L107 129V127L108 126H110V125H108L107 124V122L105 121V120H102L101 121V119L99 120V121H96V122H98V123H91L90 122V124L88 123L87 124V122H85V118L89 115V111L91 112L92 110H97L98 112H99V109L100 108H104V107H106V106H109L108 108H113V106H117V104H114L113 103V101L111 102V103H113L114 105L113 106H111V103H110V105H107L106 103V105L104 106V107H102V105L101 104H98L99 102H100V100H99V102H96L97 103V105H95L94 106V108H96V106H98L99 107V109H93L92 108V110H88L86 113H88V115L87 116H83L84 117V119L85 120H83V122H81L82 124L81 125H71V126H65V124H61L60 122H59V124H58V126L55 128V130L53 129V130H50V131H47V126H48V124L49 123H51V122H53V120L57 117V115H62V112L60 111H58V112H56L55 110H51V111H49L45 116H43V114H41L42 112H38V110L36 111V112H34V111H32L31 110V108H30V106L32 105H30L29 104V101H28V99H29V97H31L30 95H31V93H32V90L34 89V88H36V87H34V85H36V84H33V83H37V87L39 86L38 85V81L37 82H35L36 81V77H43L44 76V74L42 75H40L39 73V76L37 75V76H35V74H34V76L35 77H33V75L32 76H30L29 75V77H33V80H32V82H29V80L30 79H27V78H29V77H27L26 76V81H27V84L26 85H24L25 86V88H19V89H17L16 88V86H15V80H17L18 79V77H17V79L14 77V75H15V73L16 72H18L17 71V69H15V71H13ZM29 69H30V67H29ZM37 69V68H36ZM63 69V68H62ZM61 69V70H62ZM176 69H177V66H176ZM223 69H224V67H223ZM229 69V68H228ZM30 70H33V69H30ZM34 70H35V68H34ZM59 69H57V71H58ZM178 70V69H177ZM218 70V69H217ZM225 70V69H224ZM20 71V70H19ZM26 71V70H25ZM100 71V70H99ZM98 71V72H99ZM118 71V70H117ZM227 71V70H226ZM229 71V70H228ZM227 71V72H228ZM5 72V73H4ZM28 72H30V71H28ZM47 73H46V76L48 75V76H50L49 74H48V72H51V70L50 71H46ZM102 72V71H101ZM119 72V71H118ZM214 72V71H213ZM216 72H218V71H216ZM222 72V71H221ZM227 72H222V73H224V74H227ZM22 73V72H21ZM25 73V72H24ZM32 72H30L29 74H31ZM41 73V72H40ZM59 73V72H58ZM229 73H231V72H229ZM18 73H16V75H17ZM37 74V73H36ZM60 74V73H59ZM221 74V73H220ZM20 75H22V74H20ZM19 75V76H20ZM25 75V74H24ZM51 75H53L52 73H51ZM201 75V74H200ZM212 75V74H211ZM231 75V74H230ZM18 76V75H17ZM48 76L45 78L46 80H48V79H50V77H52L51 78V81H54V79H53V76H50L49 78H48ZM57 76V75H56ZM55 76V77H56ZM58 76H60V75H58ZM191 76V75H190ZM195 76V75H194ZM214 76V75H213ZM229 76V75H228ZM25 77V76H24ZM39 77V78H40ZM41 77V80L43 79ZM192 77V76H191ZM198 77H200V76H198ZM20 78V77H19ZM21 78H23V76L21 77ZM57 78H59V77H56V79ZM189 80H190V78H188ZM201 79V78H200ZM202 79H203V77H202ZM223 79V78H222ZM44 80V79H43ZM122 80V79H121ZM121 80H120V82H121ZM198 80H199V78H198ZM23 81H24V79H23ZM26 81H24V83H26ZM55 81H58L60 84H61V82L59 81V80H55ZM222 81V80H221ZM228 81H230V80H228ZM227 81V82H228ZM51 83V82H50ZM49 83V84H50ZM53 83V82H52ZM59 83H58V85H59ZM63 83H65V82H63ZM122 83V82H121ZM196 83V82H195ZM116 84V83H115ZM117 84H119V83H117ZM123 84V83H122ZM122 84H121V86L120 85H118V86H120L121 88L123 87L122 86ZM55 85V84H54ZM56 85H57V83H56ZM67 85H69V84H67ZM107 85H109V84H107ZM125 85V84H124ZM60 86H62V85H60ZM59 87V86H58ZM75 87V86H74ZM109 87H110V85H109ZM113 87H114V85H113ZM112 87V89H110V91L111 90H113L114 88ZM56 88V87H55ZM66 88V90L68 89L67 87H65ZM76 88V87H75ZM105 88H108V87H105ZM124 88V87H123ZM39 89V88H38ZM38 89L37 90H34L35 92H37L38 91ZM43 89V88H42ZM58 89V88H57ZM62 89V88H61ZM109 89V88H108ZM63 90V89H62ZM70 90H71V88H70ZM119 91V90H118ZM122 91V90H121ZM121 91H119V93L121 92ZM71 92V91H70ZM114 92L115 91H113L112 92V94H110V92H108V94L107 93H105L106 94V96L108 97V95H109V98L111 99L112 97L110 96V95H112L113 96V94H114ZM116 92H117V90H116ZM34 93V92H33ZM32 93V94H33ZM102 95H104V93L102 94ZM116 95V94H115ZM120 95V94H119ZM118 95V96H119ZM223 95V94H222ZM75 97V96H74ZM73 97V98H74ZM107 97H106V99H107ZM117 97V96H116ZM120 97H122V96H120ZM119 97V98H120ZM141 97V96H140ZM145 97V96H144ZM143 97V98H144ZM224 97V96H223ZM222 97V98H223ZM104 98V97H103ZM102 98V99H103ZM142 98V99H143ZM146 98V97H145ZM227 98V97H226ZM41 98H39L38 100H40ZM109 99V100H110ZM135 99V98H134ZM142 99H141V101H142ZM147 99V101H148V98H146ZM231 99V98H230ZM36 100V99H35ZM105 100V99H104ZM113 100V99H112ZM115 100H117V99H115ZM121 100V99H120ZM139 100V99H138ZM149 100H151V98L149 99ZM223 100V99H222ZM226 100V99H225ZM28 101V102H27ZM77 101V100H76ZM91 101V100H90ZM118 101V100H117ZM226 101H228V100H226ZM77 102H79V99H78V101ZM88 102V101H87ZM135 102V101H134ZM133 102V103H134ZM140 102V101H139ZM142 102H146V100L145 101H142ZM150 102V101H149ZM238 102V101H237ZM35 102L33 101V104H34ZM71 103H74V101L73 102H71ZM90 103V102H89ZM94 103V102H93ZM107 103H109V101L107 100ZM137 103V102H136ZM227 103V102H226ZM235 103V102H234ZM91 104V106H92V103H90ZM95 104V103H94ZM103 104V103H102ZM147 104V103H146ZM151 104V103H150ZM230 104V103H229ZM229 104H228V106H229ZM30 105V106H29ZM35 105V104H34ZM75 105H76V102H75ZM100 105H101V107H100ZM152 105V104H151ZM237 105V104H236ZM51 106V105H50ZM70 106V105H69ZM91 106H90V108H91ZM116 106H115V108H116ZM226 106V105H225ZM31 107H33V106H31ZM52 107H53V105H52ZM145 107H147V105L145 106ZM234 107V106H233ZM240 107H241V105H240ZM74 108V105H73V107H71L70 109H68V110H71V109H73ZM86 108V107H85ZM108 108H107V110H106V108H104L107 112H112L111 110L109 111L108 110ZM150 108V106L147 108V109H149ZM33 109V108H32ZM145 108H143V110H144ZM232 109V108H231ZM44 111L43 112H45V110H47V109H43ZM151 109H149V111H150ZM153 110V109H152ZM243 110H244V108H243ZM42 111V110H41ZM95 111H93V112H95ZM102 111H103V109L101 110V112H100V114H102ZM83 112H85V111H83ZM93 112H92V114H93ZM105 112V111H104ZM107 112H106V114H107ZM59 113V114H58ZM61 113V114H60ZM80 113H81V111H80ZM113 113H115V111L113 112ZM67 114V113H66ZM99 114V115H100ZM111 114V113H110ZM109 114V115H110ZM117 114V113H116ZM124 114V112L122 113V115ZM243 115H241V116H244V113H242ZM82 115H84V114H82ZM103 115V116H102ZM101 115V117H104V113ZM129 115V114H128ZM132 115V114H131ZM235 115V114H234ZM239 115V114H238ZM237 115V116H238ZM111 116V115H110ZM112 116H113V114H112ZM111 116V117H112ZM130 116V115H129ZM133 116H135L134 114H133ZM241 116H240V118H241ZM61 117V116H60ZM73 117V116H72ZM82 117V116H81ZM82 117V118H83ZM100 117V116H99ZM106 117H107V115H106ZM123 117H125V114H124V116ZM136 117H138V115L136 116ZM239 117V116H238ZM244 117H246V116H244ZM243 117V118H244ZM74 118H75V116H74ZM78 118L79 119H81L80 117H79V115H78ZM88 118V117H87ZM114 117H112V120H114V122L116 121L115 120V118H119L118 117V114H117V116L115 115V118L113 119ZM122 117H120V119H121ZM65 119V118H64ZM71 119V118H70ZM70 119L68 120V121H70ZM99 119V118H98ZM104 119V118H103ZM109 119H111V118H109ZM125 118H122V120H124ZM128 119H129V117L126 115V119L124 120L125 122H126V120L128 121ZM136 119V118H135ZM138 119V118H137ZM237 119V118H236ZM245 119V118H244ZM247 119H251V117L250 118H247ZM106 120H107V118H106ZM111 120V121H112ZM119 120V119H118ZM121 120V121H122ZM130 120V119H129ZM132 120V119H131ZM130 120V121H131ZM241 120V119H240ZM71 121H72V119H71ZM108 122H109V120H107ZM124 121H123V123H124ZM130 121H129V123H128V125L130 124ZM135 121H138V120H135ZM80 122V121H79ZM117 122V121H116ZM119 122V121H118ZM241 122V121H240ZM127 123V122H126ZM131 123H133L132 121H131ZM136 123H139V121L138 122H136ZM112 124V123H111ZM133 124H135V123H133ZM133 124H131V126H133ZM241 124H243V123H241ZM57 125V124H56ZM115 126V124H112L111 126ZM240 125V124H239ZM259 125V124H258ZM258 125H257V127H258ZM119 126V125H118ZM136 126V125H135ZM137 126H139V125H137ZM247 126V125H246ZM256 126V125H255ZM116 127V126H115ZM199 127V126H198ZM243 127V126H242ZM246 127H244V129H245ZM248 128V127H247ZM51 129H52V127H51ZM107 129V130H106ZM114 129V128H113ZM112 129V130H113ZM256 129V128H255ZM116 130V128L114 129V131ZM63 132V131H65V134H61L62 136H59V132ZM257 131V130H256ZM111 132V131H110ZM64 133V132H63ZM112 134V132L111 133H109L108 134V136H110ZM142 135V134H141ZM151 137V136H150ZM172 138V137H171ZM110 139V138H109ZM148 139H149V137H148ZM152 139V138H151ZM155 139H157V138H155ZM155 139H152L151 140V143H150V139H149V142H148V146H150V145H152V144H154L153 142H158L157 140L156 141H154ZM166 139V138H165ZM165 139H163L164 141H166ZM2 140H7L8 142H6V143H2L3 141ZM119 140V139H118ZM159 140V139H158ZM169 140V139H168ZM172 140V139H171ZM173 140H175V142L177 141L176 139H174L173 138ZM180 140V139H179ZM178 140V141H179ZM201 140V139H200ZM216 140V139H215ZM101 141H103V140H101ZM116 141V140H115ZM119 141H122V139H120ZM124 141V140H123ZM213 141V140H212ZM31 142V146L33 147V149H34V151H36V154H37V156H38V158H36L37 160H38V163L39 162H44V165H45V163H46V165L48 164L49 166H47L46 167V169H45V166H44V168L42 169V171H38L36 174H34L33 172L31 173V174H29V173H27L26 174V176H24L25 174H23L22 173V175H21V173H19V171H20V169H21V166H19V165H11L10 164V159L13 157V156H20L21 158H22V160L25 162V163H29L30 165H33L32 163V159H33V156H32V153H30L29 152V149L30 148H27V144L28 143H30ZM87 142V141H86ZM85 142V143H86ZM127 142V141H126ZM129 143H130V141H128ZM167 142V141H166ZM170 142V141H169ZM198 142V141H197ZM197 142H195V143H197ZM118 143H120L121 144V142H118ZM118 143H116L115 142V144H116V146L113 144V142H112V144L113 145H111L110 143H109V146L108 147H104L101 151L103 152V151H106L105 149H108L109 150V152H108V150L106 151V152H108L109 154L111 153L110 152V150H112V151H114V153L115 152H118V151H121V149H124L125 147H123V148H121L120 149V147L121 146H118ZM162 143V142H161ZM177 143V142H176ZM218 142H216V144H217ZM87 144V143H86ZM86 144H84V145H86ZM119 144V145H120ZM157 145V144H156ZM155 144H154V146H156ZM169 145H171V143L169 144ZM199 145V144H198ZM114 146V147H113ZM131 146V145H130ZM144 146H146V144L144 143ZM148 146H146V148L148 147ZM153 146V145H152ZM152 146H150V148H152L153 149V147ZM207 147H208V145H206ZM212 146V145H211ZM62 147V148H61ZM214 147V146H213ZM56 148V149H55ZM146 148H144V149H146ZM203 148V147H202ZM206 148V147H205ZM54 149H55V151H54ZM148 149H149V147H148ZM30 150H32V149H30ZM59 150V149H58ZM125 150V149H124ZM124 150H122V152L124 153V152H127L128 151V149H127V151H124ZM130 150V149H129ZM151 150V149H150ZM213 150V149H212ZM211 150V151H212ZM34 151H33V153H34ZM149 151V150H148ZM147 151V152H148ZM197 151V150H196ZM207 151H208V149H207ZM211 151H209V153L211 152ZM101 152V153H102ZM202 152H203V149H202ZM108 153H106L105 155L106 156H108L109 154ZM119 153V152H118ZM130 153V152H129ZM144 153L146 154V151H144ZM143 153V155L145 156V154ZM149 153V152H148ZM104 154V153H103ZM102 154V156H104ZM108 154V155H107ZM117 154V153H116ZM34 155V154H33ZM87 155V154H86ZM123 155V154H122ZM130 155V154H129ZM116 156V155H115ZM105 157V156H104ZM127 157H128V155H127ZM131 157H134V156H132L131 155ZM136 158V157H135ZM138 158H140V157H138ZM142 158V157H141ZM16 160V159H15ZM36 160V161H37ZM137 160V159H136ZM135 160V161H136ZM34 161H35V159H34ZM35 161V162H36ZM131 160H128V162H130ZM164 161V160H163ZM166 161V160H165ZM22 162V161H21ZM24 162H22V163H24ZM128 162H126L127 164H128ZM133 162V161H132ZM169 161H167V163H168ZM235 162V160L233 161V163ZM239 162V161H238ZM104 163H106V162H104ZM123 163V162H122ZM122 163H120L121 165H119V166H121L122 167ZM124 164V165H127V164ZM147 163H152V162H147ZM232 163V164H233ZM236 163V162H235ZM37 164V163H36ZM119 164V163H118ZM156 164V163H155ZM35 165V164H34ZM43 165V164H42ZM135 165H136V162H135ZM141 165V164H140ZM146 165V164H145ZM145 165H144V167H145ZM149 165V164H148ZM148 165L146 166L147 168H149L148 167ZM105 166V169L103 170V173H104V171L106 172V173H112V174H114L116 177L118 176V173H119V171L118 172H115V170H113L114 172H112L111 170H109L108 168L109 167H107L106 165H104ZM119 166H117L118 168H119ZM131 166H133V165H131ZM170 166H171V162H170ZM66 167V168H65ZM116 167V168H117ZM143 167V166H142ZM155 167V166H154ZM153 167V172L155 173V168ZM62 168H65V170L64 169H62ZM111 168V167H110ZM113 168V167H112ZM123 168V167H122ZM150 168H151V164H150ZM149 168V169H150ZM160 168L162 169V167L160 166ZM45 169V170H44ZM141 169V168H140ZM139 169V170H140ZM148 169V170H149ZM152 169V168H151ZM225 168H223V170H224ZM60 170H63V171H60ZM68 170V169H67ZM86 170V171H85ZM148 170H146L145 169V171L146 172H151V173H153L152 171H148ZM219 170V169H218ZM159 171V170H158ZM22 172V171H21ZM59 172H62V173H59ZM145 172V173H146ZM228 172V171H227ZM102 173V174H103ZM105 173V174H106ZM145 173H143V174H141V175H144ZM223 173V172H222ZM230 173H231V171H230ZM33 174V175H32ZM102 174H100L101 175V177L103 178V176H102ZM107 174V175H108ZM121 174V173H120ZM147 174V173H146ZM146 174H145V176H146ZM149 174V173H148ZM99 175V176H100ZM114 175H112V177H114ZM156 175V174H155ZM253 175V174H252ZM144 176V177H145ZM147 176H150V174L149 175H147ZM143 177V176H142ZM153 177V176H152ZM152 177H151V179H152ZM157 177V179H158V176H156ZM252 177V176H251ZM108 177H106L105 179H107ZM123 178V177H122ZM121 178V179H122ZM150 178V177H149ZM105 179H103L104 180V182H105ZM147 179V178H146ZM102 180V181H103ZM148 180V179H147ZM145 181V185H143L144 187L142 188V186H141V188L142 189H140V188H138V187H136L135 186V188H137V190H134V194L136 195V194H139L140 195V197L142 198L141 200H139V201H137L136 199H137V197H134L133 196V198H136V199H133L132 198V196H131V198H129V196H127L126 195V197H128L129 199H126L127 201L125 202V205H126V207L123 209L124 211H125V213L127 214H125V213H123V214H125L127 217H125V218H127V223H128V225H127V227L125 228V230H123V232L120 230H117L118 228L117 227H115L114 226V224L112 223V222H110V221H108V222H106V224H105V226L102 228V230H100L101 232H99L98 234H96V235H94V236H90L89 237V240H88V243L86 244V246L80 251V252H78L77 254H74V255H71V256H69L68 258H67V260L65 261L66 263H68V262H71V261H78V262H80L81 260L82 261H85V259H94V260H96V259H102V258H104V257H106V256H108L110 253H112V250H114L115 248L116 249H118V248H121L122 247V249H124L126 252H129L128 250H130L129 248H127V247H123L124 245H123V243L124 242H126V240L125 241H123L124 239H127L126 238V236H128V235H124V231H129V232H131L132 233V235H131V237L133 236V234H134V236H135V234L136 233H138V234H141V236H143V238L145 237V238H147L148 239V242H147V244H146V246H141V248L139 247V250L138 251H136L137 252V256L135 257V264H137V260L138 259H143V260H146V259H152V261L153 260H156V261H158V259H159V261L157 262V264H161L162 262H161V260H160V258H161V256L163 257H165V255H164V253L163 252H165V250H163V248H160V247H163L162 246V244H164V243H162L161 242V246L158 244L159 242H160V239L161 238H163L164 239V237H160V238H157V240H156V237L158 236V234L161 232V231H163V230H161V228L162 229H166V228H169V225H168V227H166L165 225H164V227L162 226V224L164 223V222H166V220L168 219V217L167 216H165V217H163L158 223L159 224H157V226L156 227H153V226H151V225H149V223H147L148 221H152V219L151 220H147V219H143V217H142V215H144V213L145 212H147V210L148 209H151L150 208V206L153 208V207H155L156 206V204H158V206H159V201H160V204H163V196L161 197H158V198H162V200H159L158 198H155V197H152V198H149V196L147 197V192L149 191V190H153V189H156V193L158 192V189L157 188H160L161 187V185H160V187H158L159 186V183H158V185H157V183L155 184V183H153V181L152 180H154L155 181V179H152V180H149V181ZM115 181V180H114ZM117 181H118V179H117ZM152 181V182H151ZM157 182V181H156ZM115 183V182H114ZM107 184V183H106ZM144 184V183H143ZM94 186L93 188H96L95 186H97V188L96 189H98V190H96V189H94V190H92L91 188V186ZM119 185V184H118ZM131 185V184H130ZM10 186H13V189L15 188L14 186H16V187H18V188H15V189H17V191H16V193L14 192V191H12V188L10 189ZM107 186H108V184H107ZM104 187V186H103ZM131 186H129V188H128V190H127V194H129L130 195V193L132 194V192H131V189L132 188H130ZM11 190V192H14V193H12L11 195H10V191H9V189ZM72 188H75L74 189V192L71 194H67V192L68 191H71L72 190ZM101 188V187H100ZM138 189H140V190H138ZM8 190V191H7ZM88 190H90V191H88ZM136 191H138V192H136ZM160 191V190H159ZM8 192H9V194H8ZM136 192V193H135ZM163 192V191H162ZM161 192V193H162ZM67 194V195H66ZM149 194H150V192H149ZM153 194V193H152ZM151 194V195H152ZM138 196V195H137ZM154 196V195H153ZM166 197H164V199H165ZM173 198H175V197H173ZM172 198V199H173ZM122 199H124V198H122ZM170 199V198H169ZM175 200V199H174ZM169 202L170 200H166V202ZM171 202H173V201H171ZM165 203V202H164ZM201 203V202H200ZM124 204V203H123ZM172 204V203H171ZM187 205H189V207H185L184 209H186L187 208V210L189 209H194V206H192L191 204H188V203H186ZM197 204V203H196ZM111 205H112V203H111ZM122 205V204H121ZM153 205H155V206H153ZM169 205V204H168ZM182 205V204H181ZM165 206H167V205H165ZM191 206H192V208H191ZM157 207V206H156ZM162 207V206H161ZM168 207V206H167ZM171 207V206H170ZM184 207V205L182 206V208ZM110 208H112L113 209V211L114 212H118L117 210L119 209V206H117L116 204L114 205V203H113V206L112 207H110ZM159 208V207H158ZM166 208V207H165ZM181 208V207H180ZM179 208V209H180ZM181 208V209H182ZM196 208V207H195ZM178 209V210H179ZM184 209H182V210H179V211H182V213L184 212ZM197 209H199V208H197ZM105 211V210H104ZM104 211H103V213H104ZM191 211V210H190ZM190 211H188V212H185L184 214H181L180 212H178V213H176V214H178V215H173V216H175V217H177V216H186V217H179L180 219H184V220H186L185 218H187V217H189L190 216V214L191 213H195V212H190ZM200 211V210H199ZM205 211V210H204ZM174 212V211H173ZM203 212V211H202ZM202 212H200V216H201V213ZM100 213H99V215H100ZM102 213V214H103ZM180 213V214H179ZM199 213V212H198ZM204 213V212H203ZM101 214V215H102ZM146 214V213H145ZM99 215H98V217H99ZM172 215V214H171ZM192 215V214H191ZM195 215V214H194ZM199 215H197V211H196V216L194 217L193 215V218H197ZM203 215V214H202ZM205 215V214H204ZM198 217V218H200V220H201V217ZM167 217V218H166ZM170 218H172L173 219V217L172 216H170ZM169 218V219H170ZM179 218H177L176 220H178L177 221V223L179 222H182V220H180ZM191 219L189 220V219H187L188 221H192L191 223H182L184 226H186V228H187V226L189 225V224H192L193 222H194V224H195V226H198L197 225V223H195L196 221H198V220H194L192 217H190ZM91 219V220H92ZM175 220V221H176ZM183 220V221H184ZM194 220V221H193ZM147 221V222H146ZM173 221H174V219H173ZM168 222H169V220H168ZM200 222V221H199ZM167 223V222H166ZM174 223V225H172ZM171 225L173 226V229H174V226L176 225V223L175 222H173ZM3 224V225H2ZM193 224V225H194ZM199 224V223H198ZM179 225H181V224H179ZM192 225V226H193ZM201 225V224H200ZM177 226V225H176ZM175 226V227H176ZM184 226H181V227H184ZM195 226L193 227V230L195 229ZM83 227V226H82ZM166 227V228H165ZM171 228V227H170ZM179 228V226L178 227H176V231H177V229ZM191 228V227H190ZM173 229H171V231H173ZM199 229V228H198ZM1 230L2 229H0V232H1ZM183 230H185V229H182V233H183ZM168 231V230H167ZM170 231V230H169ZM174 231H175V229H174ZM186 231H187V229H186ZM196 231V230H195ZM2 232H3V230H2ZM129 232H126L127 234L129 233ZM179 233H180V230L178 231ZM185 232V231H184ZM189 232V231H188ZM164 233V235H166L165 234V232H163ZM162 233V234H163ZM170 233V232H169ZM173 233V232H172ZM191 233V232H190ZM137 234V236L140 238L141 236H139ZM161 234V235H162ZM173 234H175V233H173ZM172 234V235H173ZM184 234H186V237L188 236H190V235H188V233H184ZM130 235V234H129ZM160 235V234H159ZM160 235V236H161ZM171 235V234H170ZM193 235H194V233H193ZM193 235H192V237H193ZM168 237H169V235H167ZM166 236V237H167ZM195 236V235H194ZM125 237V238H124ZM130 237V236H129ZM138 237H136L135 236V240H137L136 238H138ZM159 237V236H158ZM167 237V238H168ZM176 237H177V235H176ZM138 238V239H139ZM144 238V239H145ZM166 238V239H167ZM175 238V236H173V241L175 240L174 239ZM141 239H142V237H141ZM143 239V240H144ZM161 240V241H163V242H165L166 243V241H164V240H166V239H164V240ZM177 239H180V238H178L177 237ZM175 240V243H177L178 241H180V240ZM190 239V238H189ZM188 239V240H189ZM191 241H192V239H190ZM205 240V239H204ZM158 242V243H156V242ZM170 241V240H169ZM169 241H167V243L166 244H168V242ZM171 241H172V239H171ZM183 241V240H182ZM181 241V242H182ZM184 241H185V239H184ZM183 241V242H184ZM187 241V240H186ZM185 241V242H186ZM193 241H194V239H193ZM199 241H201V240H199ZM198 241V242H199ZM145 242V241H144ZM170 243V242H169ZM172 243V242H171ZM193 242H188L187 244H189V246L192 244ZM125 244V243H124ZM181 244V243H180ZM179 244V248H180V246L183 248V246H184V243H182L183 244V246L182 245H180ZM196 243H194V245H195ZM173 246H175V244H172ZM202 245V244H201ZM166 246V245H165ZM203 246V245H202ZM201 246V247H202ZM172 247V246H171ZM186 247H188L187 245H186ZM186 247H184L183 248V250L184 249H186ZM200 247V248H201ZM178 247L176 246V249H177ZM116 249L113 251V252H116ZM175 249V248H174ZM120 251H121V249H119ZM136 250H137V248H136ZM168 250H169V247H168ZM173 250V249H172ZM178 250H180V249H178ZM182 250V251H183ZM193 250V249H192ZM132 252H133V254H134V251L133 250H131ZM170 251H171V249L169 250V252L168 253H170ZM174 251V250H173ZM172 251V252H173ZM195 251H199V250H196L195 249ZM217 251V250H216ZM223 251H224V249H223ZM135 252V253H136ZM175 252V251H174ZM178 252H180V254H181V251H178ZM193 252V251H192ZM218 252H220V251H218ZM226 252V251H225ZM117 253V252H116ZM121 253H122V251H121ZM131 253V252H130ZM167 253V252H166ZM186 253V252H185ZM221 253V252H220ZM113 254V253H112ZM111 254V255H112ZM128 254V253H127ZM180 254L178 255V257L180 256ZM190 254V253H189ZM213 254V253H212ZM215 254V253H214ZM124 255V254H123ZM125 255H126V253H125ZM173 255H175V254H173ZM172 255V256H173ZM177 255V254H176ZM211 254H209V256H210ZM227 255H228V253H227ZM131 256H132V254H131ZM170 256V255H169ZM181 256H184L185 257V255H181ZM212 256V255H211ZM214 256V255H213ZM220 256V255H219ZM226 256V255H225ZM109 257V256H108ZM167 257V256H166ZM183 257V258H184ZM207 257V256H206ZM107 258V257H106ZM171 257H169V259H170ZM173 258V257H172ZM172 258H171V260H172ZM176 258H177V256H176ZM176 258L174 257V259L176 260ZM180 258V257H179ZM182 258V257H181ZM203 258V257H202ZM132 259V258H131ZM162 259H164V258H162ZM178 259V258H177ZM219 259V258H218ZM218 259H216L217 261H218ZM128 260V259H127ZM134 260H130V261H134ZM166 260V259H165ZM182 260V259H181ZM180 260V261H181ZM196 260V259H195ZM199 260V259H198ZM197 260V261H198ZM207 260V259H206ZM212 260V259H211ZM211 260H208L209 262L211 261ZM150 261V260H149ZM149 261H146V262H149ZM163 261V260H162ZM178 261H179V259H178ZM184 261V260H183ZM182 261V262H183ZM131 262V263H132ZM139 262H140V260L138 261V264H139ZM155 262V261H154ZM160 262V263H159ZM175 262V261H174ZM190 262V264H192L191 263V261H189ZM220 262H223V261H220ZM122 263V262H121ZM130 263V264H131ZM149 263H151V262H149ZM165 263V262H164ZM177 263V262H176ZM195 263V262H194ZM199 263V262H198ZM202 263V262H201ZM225 263H227V262H225ZM118 264V263H117ZM133 264V263H132ZM151 264H153V263H151ZM156 264V263H155ZM173 264H175V263H173ZM210 264H212V263H210Z\"/></svg>", "mask_w": 264, "mask_h": 264}]
</instances>
